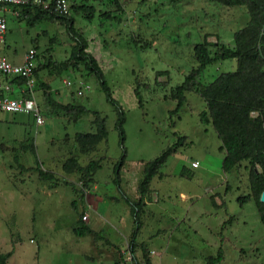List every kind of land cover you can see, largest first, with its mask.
<instances>
[{
  "label": "rangeland",
  "instance_id": "1",
  "mask_svg": "<svg viewBox=\"0 0 264 264\" xmlns=\"http://www.w3.org/2000/svg\"><path fill=\"white\" fill-rule=\"evenodd\" d=\"M85 1L94 12L87 17L69 9L72 25L84 39L85 50L101 70L117 107L107 102L94 73L82 63L60 67L64 60L72 62L73 41L63 24L43 18L29 25L4 13L5 45H0V54L19 62L28 48L35 47L40 62L47 58L54 62L51 71L38 72L50 96L85 109L74 117L50 108L39 84L33 95L42 124L35 125L31 114L0 111V251L12 250L6 264H118L116 252L101 243L102 235L126 230L137 233V252L154 251L150 256L154 264H208L218 247L222 258L214 264H264V228L254 202L251 197L241 204L236 201L250 193L249 163L242 160L230 173L223 172L219 140L210 123L198 118L205 108L202 98L186 90L176 108L173 97L174 87L198 65L192 46L203 38L212 42L207 46L209 54L219 52L220 45L232 46V33L247 21L243 6L225 7L209 0H118L123 10L122 15L111 11L113 18H120L115 20L99 14L106 5ZM133 6L134 20L129 13ZM139 14L141 18L147 14L143 23L149 28L139 26ZM234 67L233 58L216 60L205 65L195 81L206 84ZM159 71L162 74L157 75ZM94 113L106 135L90 151L80 153L74 134L95 130ZM120 114L122 142L116 128ZM13 136L32 143L33 153L6 150ZM174 144L151 181L152 187L160 188L159 203L150 208L146 204L148 216L131 213L113 182L115 163L123 155L120 182L132 199V185L142 178L143 165ZM71 156L82 166L99 159L85 185L81 171L69 174L62 169ZM193 159L198 162L195 168L190 166ZM35 163L52 178L43 180L32 170L24 172ZM254 168L261 169L259 164ZM92 180L93 186L81 197ZM179 191L185 199L178 196ZM217 192L216 201L223 204L216 206L210 196ZM84 210L91 230L78 236L72 227Z\"/></svg>",
  "mask_w": 264,
  "mask_h": 264
},
{
  "label": "trees",
  "instance_id": "2",
  "mask_svg": "<svg viewBox=\"0 0 264 264\" xmlns=\"http://www.w3.org/2000/svg\"><path fill=\"white\" fill-rule=\"evenodd\" d=\"M209 1H213L225 7L243 6L245 14L247 15V21L244 26L232 33L233 44L230 47L220 45L219 52L209 54L207 46L212 44V42L207 41L205 38L192 46V54L198 65L196 69H192L190 73L187 74L185 80L181 84L174 87L173 97L176 99V108L184 100L182 92L186 90H193L202 98L205 103V108L198 113V118L203 123H210V126L219 140L220 144L218 148L223 151L221 161V169L223 172H231L238 162L242 160L249 163L250 169L248 172V187L250 193L249 195H246V197L249 196L252 198L259 221L264 228V203L260 202L258 199L260 192L264 191V0ZM108 3L109 5H113L117 8V10H123L118 0H109ZM69 9L81 11L87 17L94 12V7L91 4H87L85 0L69 4ZM69 9L67 14L56 16L49 14L40 6L28 5L21 8L20 14L16 18H22L25 20L26 24L29 25L39 22L43 18L58 21L63 24L67 35L73 41L70 49L72 62L69 63L67 60H64V62H62L63 64L60 63V67L62 68L66 66L75 68V66H77L76 63H82L86 70L94 73L96 79L98 80V85L103 91L107 102L117 107L116 102L110 95L109 88L106 85L101 70L98 68L91 54L85 50L86 44L84 39L73 28L72 18L69 15ZM111 11L112 10H103L99 14L104 19H110L111 17L113 18ZM3 42L0 45H2ZM34 49L36 50L35 47ZM228 58H233L235 60V67L232 70L218 73L206 84H201L195 81L196 76L205 67V65L216 60ZM52 63L54 64V62L47 58V61H42L32 70V92L34 91V88L38 87L40 84L41 87H43L42 94L44 101L50 108L63 111L66 115L71 113L74 117H77L85 111L82 105L56 102L50 96L47 84L38 80L39 70L46 68L48 72L51 71ZM156 74L159 75L162 74V72L159 71L156 72ZM10 82L12 83L13 88H16L17 91H19L18 93H13L15 96L24 94L19 90L24 84L22 78L15 76L10 80ZM134 94H137L136 90L134 91ZM122 121L123 115L120 114L116 121V128L120 137V142L123 141V130L121 126ZM94 124L95 130L93 132H76L74 134V141L77 145L78 152L86 153L90 151L98 142L104 139L106 131L102 120L99 119L96 113H94ZM175 144L165 147L160 154L143 165L142 178H140L137 185L139 198L134 202L126 199L130 205L131 213H138L141 199L148 188V181L150 177L155 173V170L165 160L167 155L173 151ZM17 148L22 151L31 150L32 153L34 151L33 144L26 143V141L19 142ZM13 157V160L16 162L18 167L23 169L22 165L17 161V158L15 156ZM98 160L99 159H91L86 163V165L79 166L78 163H76L75 157L73 158V156H71L67 158V161L62 165V169L65 172L74 170L81 171L83 175V185H85L88 181L90 173H93L94 170L98 168ZM122 162L123 155L114 165L115 176L113 182L117 185V187L118 170L121 167ZM255 164H259L261 169H255ZM24 169L36 172L37 176L43 180L52 178V175L39 168L37 163H35L32 167ZM84 190L85 189H83L82 193H80L81 197L83 196ZM72 203H74V201H72ZM81 216L82 214L80 217ZM134 221L136 223V219H134ZM136 225H138V223H136ZM72 229L73 233L78 236L90 232V229L85 226V224L81 221V218L80 220H77L76 225L73 226ZM134 234L135 231H132L131 238ZM11 253L12 250L5 252L0 251V264H6ZM146 253L147 251L140 254L144 260H147ZM221 258L222 252L220 247H218L216 255L208 260V264H214L220 261Z\"/></svg>",
  "mask_w": 264,
  "mask_h": 264
},
{
  "label": "built area",
  "instance_id": "3",
  "mask_svg": "<svg viewBox=\"0 0 264 264\" xmlns=\"http://www.w3.org/2000/svg\"><path fill=\"white\" fill-rule=\"evenodd\" d=\"M28 5L40 6L49 14L56 16L67 14L69 9L67 0H0V44L4 40L6 31L4 13L8 12L10 15L17 17L21 8ZM36 53L33 47L28 48L24 52L20 63H12L6 57L0 55V111L31 113L35 125H40L43 122V118L33 98L31 89L33 84L32 70L41 63ZM15 76L23 79L24 84L19 90L24 94L16 96L13 94L16 88H13L10 80ZM84 88L88 89L89 86L85 84ZM77 93L79 94L81 91L77 90ZM197 164L196 160L190 161L191 167H196ZM85 218L86 215L84 213L81 219L85 220ZM153 254V250H148L146 253L147 260H144L135 253L131 245L126 244L119 251L118 264H154L149 259Z\"/></svg>",
  "mask_w": 264,
  "mask_h": 264
},
{
  "label": "crops",
  "instance_id": "4",
  "mask_svg": "<svg viewBox=\"0 0 264 264\" xmlns=\"http://www.w3.org/2000/svg\"><path fill=\"white\" fill-rule=\"evenodd\" d=\"M68 2H69V4H71V1H73V2H77L78 0H67ZM91 1H96V2H99L100 3V5H102V6H105L106 5V8H104L103 10H112L114 13H117V14H120V15H122V12L120 11V10H117V8H112V6L111 5H109V3H108V1L109 0H91ZM105 2V3H104ZM120 3V2H119ZM121 5V4H120ZM110 6H111V8H110ZM135 6V5H134ZM131 7L132 9H131V11L129 12V13H131L132 15H133V19L132 20H134V14H135V7ZM121 8H123L122 6H121ZM241 11H242V8H241ZM125 12V11H124ZM127 12V13H128ZM144 13V12H143ZM142 14V13H141ZM141 14H139V16L141 15ZM148 16H147V14L146 15H144L142 18H141V16L139 17V19H140V23H139V26L141 27V28H149V26H147V24H145V23H143V22H146L147 23V20H146V18H147ZM116 19H120V18H116ZM115 19V20H116ZM138 28V31L139 32H141V28ZM139 34L140 33H137L136 35H138L139 36ZM141 39H143V37H140ZM3 41H5V35H4V40ZM3 44L5 45V43L3 42ZM2 44V45H3ZM24 54V53H23ZM36 54H38V53H36ZM0 55H2V56H5V55H3V54H0ZM23 56V55H22ZM22 56H21V59H20V61L19 62H13V61H11L10 59H8L6 56V58L10 61V62H12V63H20L21 61H22ZM89 86V85H88ZM19 91H17V89L14 91V93H18ZM36 102V101H35ZM37 105V104H36ZM38 107V106H37ZM2 112H4V111H2ZM1 113V112H0ZM11 124H17L15 121H13ZM24 139V138H23ZM21 139H17V137L16 136H13L12 138H11V143H10V146H8V147H6L5 149L6 150H8V148H10V149H16L17 147H18V144H19V142H22V140L20 141ZM193 160H195V159H193ZM76 163H78V165L79 166H82L79 162H78V160H76ZM198 163V162H197ZM197 166H198V164H197ZM196 166V167H197ZM195 168V167H194ZM120 169L121 168H119V170H118V189L120 190V192H121V195L125 198V199H127V200H130V201H132V202H134V201H136V200H138V198H139V192H138V187H137V185H138V181L140 180V178H138L137 179V181L135 182V183H133V185H132V199H129L127 196H126V193L122 190V185H121V178H120V176H119V172H120ZM30 170H25L24 172L26 173V172H29ZM65 172V171H64ZM73 172H75V170L74 171H68V172H65V173H73ZM155 172H156V170H155ZM226 173V172H225ZM230 173V172H229ZM37 175V174H36ZM155 176V173L150 177V179H149V181H148V188H147V190H146V192L144 193V195L142 196V199H141V204H140V209H139V211H138V213L141 211V214L142 215H144V216H148L149 214H150V212H148V211H144V208L146 207V204H148L149 205V208H150V206H153V205H157L158 203H159V201H158V197H157V193L159 192V190H160V188L158 187V186H154V187H152L151 186V181H152V179H153V177ZM93 180L91 181V183L90 184H87L86 186H87V189L86 190H84V192H83V195H85V193L88 191V187L90 186H93ZM57 185V184H56ZM117 186V185H116ZM151 186V187H150ZM86 191V192H85ZM157 191V192H156ZM93 192V191H92ZM223 194H225V193H223ZM90 195H94V194H90ZM247 195V194H246ZM246 195H244V197H242V196H240V197H237L238 199H236V201L237 202H240V204H241V202H244V201H246L248 198H249V196L248 197H246ZM92 196H88V197H91L92 198ZM94 196H96V195H94ZM178 196L183 200V199H185V194L184 193H182V192H178ZM220 195H219V193L217 192V193H214V194H211V196H210V199H211V201L213 202V204L214 205H222L223 204V201H219V204H218V202L216 201V197H219ZM111 200H116V197H111L110 198ZM221 199V198H220ZM74 201V200H73ZM92 202V201H91ZM91 202H90V204H91ZM153 203H155V204H153ZM71 204H72V207H74V208H76V203H75V201H74V203H72V201H71ZM79 211V210H78ZM84 212H85V215H86V218H85V222H84V224H85V226H87L86 225V223H87V221H88V214L86 213V211L84 210ZM182 220V219H181ZM139 222V221H138ZM139 226V225H138ZM88 227V226H87ZM89 228V227H88ZM90 230H91V228H89ZM158 231H159V229H157ZM131 233H132V231H128V230H126L125 231V233L124 232H122V231H119L118 233H117V235H114L112 232L110 233V235L108 236V235H106V236H103L102 235V240H101V243H103L104 245H106L107 247H108V249H110L111 251H115L116 252V254L118 255V252H119V250H121V248H123L126 244H129V245H131L132 244V248H133V250L135 251V253L136 254H138V255H140V252H137V250H136V245H138V244H136L135 243V236H136V232H135V234H134V236L131 238ZM131 243V244H130ZM135 245V246H134ZM149 259H150V257H149Z\"/></svg>",
  "mask_w": 264,
  "mask_h": 264
},
{
  "label": "water",
  "instance_id": "5",
  "mask_svg": "<svg viewBox=\"0 0 264 264\" xmlns=\"http://www.w3.org/2000/svg\"><path fill=\"white\" fill-rule=\"evenodd\" d=\"M263 160H264V152H263ZM259 201L264 203V191H261L259 194Z\"/></svg>",
  "mask_w": 264,
  "mask_h": 264
},
{
  "label": "clouds",
  "instance_id": "6",
  "mask_svg": "<svg viewBox=\"0 0 264 264\" xmlns=\"http://www.w3.org/2000/svg\"><path fill=\"white\" fill-rule=\"evenodd\" d=\"M192 161V160H191Z\"/></svg>",
  "mask_w": 264,
  "mask_h": 264
}]
</instances>
